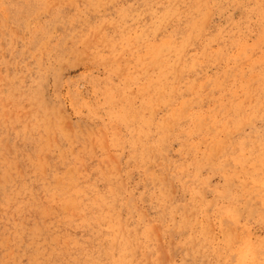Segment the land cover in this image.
<instances>
[{
	"label": "rangeland",
	"instance_id": "rangeland-1",
	"mask_svg": "<svg viewBox=\"0 0 264 264\" xmlns=\"http://www.w3.org/2000/svg\"><path fill=\"white\" fill-rule=\"evenodd\" d=\"M262 177L264 0H0V264L259 261Z\"/></svg>",
	"mask_w": 264,
	"mask_h": 264
},
{
	"label": "snow or ice",
	"instance_id": "snow-or-ice-1",
	"mask_svg": "<svg viewBox=\"0 0 264 264\" xmlns=\"http://www.w3.org/2000/svg\"><path fill=\"white\" fill-rule=\"evenodd\" d=\"M261 183L264 185V177H262ZM227 217L231 222L238 223L240 214L237 210L230 209L227 212ZM229 227H231V225H229ZM260 257V260L257 261L254 249L250 247H241L238 257L233 259L232 264H264V244L261 246Z\"/></svg>",
	"mask_w": 264,
	"mask_h": 264
},
{
	"label": "bare ground",
	"instance_id": "bare-ground-1",
	"mask_svg": "<svg viewBox=\"0 0 264 264\" xmlns=\"http://www.w3.org/2000/svg\"><path fill=\"white\" fill-rule=\"evenodd\" d=\"M106 4V3H105ZM137 39H139V38H137ZM235 45V44H234ZM244 45V44H243ZM170 47V46H169ZM162 50V49H161ZM211 50V49H210ZM208 55V54H207ZM234 55V54H233ZM236 55V54H235ZM219 58V57H218ZM162 59V58H161ZM212 59V58H211ZM250 62V61H249ZM201 65V64H200ZM153 73V72H152ZM185 73V72H184ZM140 79V78H139ZM256 81V80H255ZM166 84V83H165ZM167 85V84H166ZM154 86V85H153ZM157 88V87H156ZM176 89V88H175ZM215 89V88H214ZM215 91V90H214ZM246 93V92H245ZM159 96V95H158ZM169 97H171V96H169ZM158 98V97H157ZM160 98V97H159ZM246 98H248V96L246 97ZM243 102V101H242ZM241 103V102H240ZM248 103V102H247ZM251 103V102H250ZM248 106V105H247ZM252 106V105H251ZM156 108V107H155ZM148 109V108H147ZM145 111H147V110H145ZM158 111V110H157ZM149 112V111H148ZM152 114V113H151ZM177 116V115H176ZM249 116V115H248ZM153 118V117H152ZM179 120V119H178ZM170 122V121H169ZM177 122V121H176ZM175 123V122H174ZM169 124V123H168ZM172 124V123H171ZM149 125V124H148ZM173 127V126H172ZM227 127V126H226ZM168 129V128H167ZM226 136V135H225ZM224 138V137H223ZM147 139V138H146ZM123 143V142H122ZM217 145H218V143H217ZM104 146V145H103ZM154 146V145H153ZM156 146V145H155ZM165 148V147H164ZM218 148H219V146H218ZM224 148V147H223ZM144 149H145V147H144ZM222 150V149H221ZM166 151V150H165ZM72 152V151H71ZM44 156V155H43ZM46 156V155H45ZM64 156V155H63ZM135 156H136V154H135ZM79 157V156H78ZM45 162V161H44ZM129 162V161H128ZM210 163V162H209ZM44 167V166H43ZM118 169V168H117ZM44 171V170H43ZM74 174V173H73ZM69 184V183H68ZM70 187V186H69ZM172 191V190H171ZM83 203V202H82ZM113 205V204H112ZM166 205V204H165ZM74 206V205H73ZM76 206V205H75ZM86 206V205H85ZM67 207V206H66ZM121 207V206H120ZM77 208V207H76ZM65 209V208H64ZM164 210V209H163ZM74 212V211H73ZM132 212V211H131ZM49 214V213H48ZM145 215H143V217H144ZM71 217V216H70ZM115 217V216H114ZM161 219V218H160ZM120 220V219H119ZM126 222V221H125ZM149 222V221H148ZM204 224V223H203ZM196 225V224H195ZM174 226V225H173ZM172 226V227H173ZM122 227V226H121ZM157 227V226H156ZM158 228V227H157ZM156 228V229H157ZM136 230H137V228H136ZM119 232V231H118ZM156 232H157V230H156ZM35 234V233H34ZM172 234V233H171ZM130 235V234H129ZM157 235V234H156ZM172 242V241H171ZM45 243V242H44ZM172 243H174V242H172ZM31 244V243H30ZM114 245V244H113ZM172 248V247H171ZM173 250V249H172ZM150 257V256H149ZM139 262V261H138Z\"/></svg>",
	"mask_w": 264,
	"mask_h": 264
}]
</instances>
